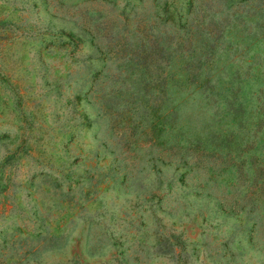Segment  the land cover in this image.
Returning <instances> with one entry per match:
<instances>
[{
	"label": "rangeland",
	"instance_id": "374dc122",
	"mask_svg": "<svg viewBox=\"0 0 264 264\" xmlns=\"http://www.w3.org/2000/svg\"><path fill=\"white\" fill-rule=\"evenodd\" d=\"M197 57L252 124L206 91L162 108ZM257 107L264 0H0V264H264Z\"/></svg>",
	"mask_w": 264,
	"mask_h": 264
},
{
	"label": "trees",
	"instance_id": "16d2710c",
	"mask_svg": "<svg viewBox=\"0 0 264 264\" xmlns=\"http://www.w3.org/2000/svg\"><path fill=\"white\" fill-rule=\"evenodd\" d=\"M250 41H252L255 37V31H251L246 36ZM209 49L202 50L198 53V56L202 54L207 55L206 53H211L212 56L214 54V49H211L213 46H209ZM188 47H186L187 49ZM181 49V48H179ZM178 49V50H179ZM184 49L179 50L181 55H184ZM191 53V51H189ZM189 53L186 55L188 56ZM198 61L192 66L190 64L193 63V60L190 62H186L184 64H179L175 69L166 68L164 72V76L161 78L159 82V100L161 101L163 109H169L174 114L177 109L180 111L183 110V107L179 105V103L185 101L186 97L194 92V91H206V95L215 100H219V106L223 103L226 105V109L222 110V113L227 117L231 114V121L237 124L246 123L252 124V121H245L244 115L252 113V107H247V112L244 102L240 100L241 96V87H240V77H227L223 79V71L225 70V66L213 67L211 63L204 61L205 63H200V58L197 57ZM212 70L213 73L209 71ZM239 73L237 72V75ZM216 75V76H215ZM215 76V77H214ZM239 78V79H238ZM226 101V102H225ZM222 103V104H221ZM240 105V107L238 106ZM254 114H261L259 107L255 108ZM250 115V114H249ZM236 116V118H235ZM240 126V125H239ZM224 131H218L212 135L213 140L219 144V146H226V149H235L237 145L236 133L231 132V136H226Z\"/></svg>",
	"mask_w": 264,
	"mask_h": 264
}]
</instances>
